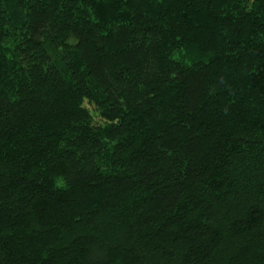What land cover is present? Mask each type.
<instances>
[{"label": "trees", "instance_id": "16d2710c", "mask_svg": "<svg viewBox=\"0 0 264 264\" xmlns=\"http://www.w3.org/2000/svg\"><path fill=\"white\" fill-rule=\"evenodd\" d=\"M0 264H264V0H0Z\"/></svg>", "mask_w": 264, "mask_h": 264}, {"label": "rangeland", "instance_id": "374dc122", "mask_svg": "<svg viewBox=\"0 0 264 264\" xmlns=\"http://www.w3.org/2000/svg\"><path fill=\"white\" fill-rule=\"evenodd\" d=\"M221 76H222L223 78H224V77L226 78L227 76H229V72H228L227 68H224V69L222 70V72H221ZM85 104L90 108L91 112H93V115H94L95 119H96V120L100 119V118L98 117L97 113H96L95 111H93V107H92L91 105H88L87 103H85Z\"/></svg>", "mask_w": 264, "mask_h": 264}]
</instances>
